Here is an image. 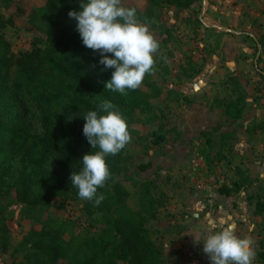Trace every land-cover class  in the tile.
Wrapping results in <instances>:
<instances>
[{
  "label": "trees",
  "instance_id": "16d2710c",
  "mask_svg": "<svg viewBox=\"0 0 264 264\" xmlns=\"http://www.w3.org/2000/svg\"><path fill=\"white\" fill-rule=\"evenodd\" d=\"M197 1L146 0L144 11L161 7L190 11ZM11 2L0 0V7L8 9ZM79 6L80 0H46L30 18L31 23L42 19L45 41H34L29 51L16 56L1 33L13 25L12 17L5 19L0 13V182L8 175L6 162L16 159L18 176L8 189L29 211H46L55 198H80L69 177L72 171L81 170L80 159L85 154L98 150L91 149L82 133V115L98 109L101 101L110 100L124 117L129 134H135L138 114L151 111L147 89L156 92L150 80L152 71L145 74L136 90H126V94L105 88L112 69L101 71L99 52L82 44L76 22L68 16L70 10H79ZM146 15L136 12V18L144 22L148 21ZM254 41L258 53L264 51V36ZM27 104L34 106L40 116L42 133L38 137L31 136L26 121ZM226 112L230 113L229 106ZM163 141V136L155 134L152 144L157 146ZM105 159L110 176L97 189L98 194H103V201L96 205L81 198L88 216L100 214L106 227L103 238L84 243L71 254V243L65 242L55 228L43 225L23 240L21 246L26 248V255L20 264H58L60 260L69 261L68 264H164L146 229V224L164 208L161 198H154L150 183L145 182L139 208L132 210L127 204L128 192L119 180L113 182L123 171V149ZM230 187L221 186L219 194L229 197L245 191V180H236ZM253 215H264L262 198L255 201ZM8 246V229L0 213V252ZM258 257L264 261V245Z\"/></svg>",
  "mask_w": 264,
  "mask_h": 264
},
{
  "label": "rangeland",
  "instance_id": "374dc122",
  "mask_svg": "<svg viewBox=\"0 0 264 264\" xmlns=\"http://www.w3.org/2000/svg\"><path fill=\"white\" fill-rule=\"evenodd\" d=\"M145 1L121 0L124 7L134 8L140 14H147V22L137 20L147 26L149 32L158 42V50L153 54L154 65L150 80L153 76L159 75L158 71L161 72L169 60L176 61L182 58L187 63L191 62V52L193 51L186 47L184 41L200 44L201 50H196L199 55L197 62L200 64L206 58L213 57L222 60L227 58L222 49L230 46L223 43L219 37L221 34L214 35V29L205 28L198 18L203 0H198L190 11L161 7L152 8L150 12L144 11ZM208 1H211L212 8L219 10V14L212 17L215 20V25H225L226 28L237 34L236 40L241 45L251 46L248 58L243 53L235 55V59L244 61V57L248 60L246 67L241 69V76L247 82L245 88L243 89V86L236 83L237 81H233V84L230 82L231 84L226 90H221L219 86L222 93L221 98L224 96L225 103L232 112L241 110V108H248L249 110H261L262 113L264 112V51L258 53L252 38L258 40L264 36V2L262 0ZM45 2L46 0H12L8 9L0 7L1 15L5 19L12 17L13 20V25L3 29L1 33L15 56L29 51L34 41H45L42 19L36 18L34 22H30L31 16L35 14L36 10L42 8ZM201 19L204 25L209 26L208 21L203 19V16ZM181 45H184L185 51H180ZM147 92L151 94L150 99H152V91L147 89ZM27 107L29 114L26 121L29 123L31 136L38 137L42 133L40 116L34 106L27 104ZM55 110L59 112V109ZM158 115L153 111L138 114L137 124L134 126L135 134H130V141L123 148V171L119 177L113 178V182L120 181L129 194L127 204L135 211L139 208L141 186L145 182L150 183L152 195L156 199L161 198L164 208L158 212L155 220L146 224V229L151 240L161 252L164 264H185V261L181 259L183 256L187 257L188 253L181 254V259H179L176 257L171 244L169 245L172 248L170 250L166 249L164 244L174 242L177 238L179 246H182L180 249H183V243H180L185 241H180L181 236H183L182 227L184 224L192 222V214L196 212L190 207L194 200L192 194L208 191V187L203 191L195 188V183L198 180L190 169L191 152L196 153L203 165L201 171L203 180L207 182L210 178L211 181H208V185L214 183L212 185L214 189L230 186L233 180L244 179L245 191L248 192L251 200L250 204H254L257 199L261 200L262 198L264 200V175L261 177V174H264V131H261L260 140L253 138L255 134L251 132L252 128L264 122V114L261 121H252V124L250 123L246 127L248 142L246 141L245 144H219L220 146L216 150H213L211 137H209L210 144H196L195 146L191 144L189 149L183 144L176 146L168 144L167 139L157 146L153 145L155 134L167 138V135H162L163 132L158 128L163 122V118ZM6 163L9 171L8 175L0 182V213L8 229L9 246L5 252H0V264L24 263L26 248L21 244L32 231L39 230L43 225L55 228L61 233L65 242L71 243V254L84 243L103 238L106 227L100 214L94 213L88 216L83 209L84 201L81 198H55L46 211H29L25 208L14 199V194L8 189V186L18 176V162L16 159H10ZM140 166H148V168L140 170ZM181 191L189 196L188 199L176 197ZM183 200L186 201L183 203ZM205 212L208 213V210ZM245 215L250 216L251 214L248 211L241 216L244 217ZM246 216L244 217L245 220ZM248 220L250 219L248 218ZM254 223L258 225L261 238L264 219L257 218ZM170 226H174L175 231L179 233L177 235L166 234L163 228ZM194 232L187 233L185 238L187 240L189 238L188 241L191 242L202 240L200 233ZM255 233L256 231H254ZM259 240L257 245L260 246L261 239ZM260 251L261 246L256 250V264H264V261L258 257ZM68 263L69 261L65 260L58 262V264ZM117 264L125 263L119 261Z\"/></svg>",
  "mask_w": 264,
  "mask_h": 264
},
{
  "label": "crops",
  "instance_id": "0c3cea01",
  "mask_svg": "<svg viewBox=\"0 0 264 264\" xmlns=\"http://www.w3.org/2000/svg\"><path fill=\"white\" fill-rule=\"evenodd\" d=\"M211 6V1L203 0L198 18L205 28L214 29V35L221 34L219 37H221L223 43H227L230 46L222 49L223 54L227 55V58L223 60L213 57L210 59L206 58L200 64V62H197L199 55L196 51L201 50L200 44H193V41L191 43L184 41L183 43L186 44V47L193 51L191 52V62L187 63L182 58L176 61L169 60L163 66L161 72L158 71L159 75L151 78V83L156 88V92H153V97L150 99L151 111L163 118V122L158 128L163 132L162 135H167L164 141L167 139L168 144H174V146L183 144L188 148L191 144L194 146L196 144H210L209 137L212 139L213 150H216L220 146L219 144H245L246 141L248 142V130H246V127L252 121H261V117L264 114V112L261 113V110H249L248 108H241L239 114H237V111L226 112L228 105L225 103L226 99L223 98L224 96L221 98L222 93L220 91L229 88L233 81H237L236 83L243 86V89L245 88L247 82L241 76V69L244 66L246 67L248 63L247 58L251 52V46L241 45L236 40L238 38L237 34L223 24H219L220 26L218 27L225 28L230 32L216 30L214 26L217 25H215V20L212 17L215 14H219V10ZM202 16L203 19L208 21L209 26L204 25L201 19ZM254 40L252 38L255 44ZM183 46L181 45V48H179L181 52L186 50ZM238 53H243L247 58L243 57L244 61L235 59V55H238ZM262 130L264 131V122L252 128L251 132L255 134L253 138L260 140ZM263 175L261 174V177ZM213 184L209 185L208 191L205 193L197 192L192 194L194 200L190 207L196 212L192 214V222L184 224L182 227L183 236H181L180 241H185L180 243H183V249H180L182 246H179L177 238L174 242L164 244V247L168 250L173 248L176 257H179V259H181V254L188 253L187 257L183 256V259H181L185 261V264H211L208 255L203 252V244L201 243L212 231L208 223L209 219L216 222V230L230 225L238 237L251 238L255 254L260 246L262 251L264 227L261 229L260 238V230L258 225L254 223V220L260 217L253 215L254 204H250L251 200L248 192L241 190L238 193L231 194L229 197H225L219 194V188L214 189L212 187ZM230 186L228 188H231ZM176 197L188 199L189 196L184 191H181ZM185 201L183 200V203ZM207 210L208 213L205 212ZM248 211L251 215H245V220V216L241 215L243 213L246 214ZM262 219H264V215L261 216ZM220 221H225L226 223L222 225ZM175 229L174 226H170L169 228H163V231L169 235H177L179 232L175 231ZM194 231L200 233L202 240L199 239V241L201 242H191L188 241L189 238L188 240L185 238L187 233H193ZM254 231H256L255 234ZM259 239H261L260 246L257 245V243L259 244ZM170 244L172 248L169 246ZM255 262L254 257L252 264H256Z\"/></svg>",
  "mask_w": 264,
  "mask_h": 264
},
{
  "label": "clouds",
  "instance_id": "9594fccd",
  "mask_svg": "<svg viewBox=\"0 0 264 264\" xmlns=\"http://www.w3.org/2000/svg\"><path fill=\"white\" fill-rule=\"evenodd\" d=\"M68 16L75 20L82 44L99 52L101 71L112 69L105 88L122 95L136 90L152 71L159 45L147 26L137 20L135 9L124 7L121 0H80L79 10H70ZM82 117V133L91 149L98 150L85 154L80 159L81 170L72 171L69 178L80 198L99 205L104 196L97 189L110 176L105 157L118 154L131 137L124 117L110 100L101 101L98 109ZM208 223L212 231L203 242L196 240L203 244L211 264H252L255 251L251 238L238 237L230 225L216 230L214 220Z\"/></svg>",
  "mask_w": 264,
  "mask_h": 264
},
{
  "label": "built area",
  "instance_id": "2783aa9c",
  "mask_svg": "<svg viewBox=\"0 0 264 264\" xmlns=\"http://www.w3.org/2000/svg\"><path fill=\"white\" fill-rule=\"evenodd\" d=\"M189 165H190L191 172L194 173L195 177H197L196 179L198 180V182L195 183L196 184L195 188L199 191L206 190V188L209 187V185L211 184L209 183L208 185V181H211V180H209L210 178L208 179L207 182H205L206 180H203L204 177H203V174L201 173L203 165L201 164V161L197 157L196 153L194 152H191L190 154Z\"/></svg>",
  "mask_w": 264,
  "mask_h": 264
},
{
  "label": "water",
  "instance_id": "95a60500",
  "mask_svg": "<svg viewBox=\"0 0 264 264\" xmlns=\"http://www.w3.org/2000/svg\"><path fill=\"white\" fill-rule=\"evenodd\" d=\"M214 28H215L216 30L221 31V32H230L229 30H227V29H225V28L218 27V26H214Z\"/></svg>",
  "mask_w": 264,
  "mask_h": 264
}]
</instances>
